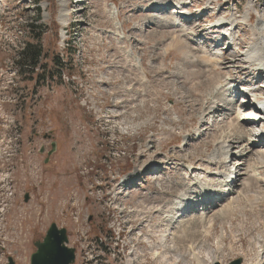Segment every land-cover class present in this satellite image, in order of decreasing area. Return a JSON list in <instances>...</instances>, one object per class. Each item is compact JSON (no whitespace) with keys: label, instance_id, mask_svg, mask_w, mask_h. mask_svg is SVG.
Instances as JSON below:
<instances>
[{"label":"rangeland","instance_id":"rangeland-1","mask_svg":"<svg viewBox=\"0 0 264 264\" xmlns=\"http://www.w3.org/2000/svg\"><path fill=\"white\" fill-rule=\"evenodd\" d=\"M185 2L189 15L183 22L172 11L173 0L162 8L147 0H41L38 5L0 0V264L9 256L15 264H29L33 243L51 223L66 229L73 264H209L213 259L227 264L236 258L262 264L264 158L255 155L264 145L255 142L242 159L226 161L236 176L228 184L233 194L223 192L207 162L214 140L232 135L239 118L245 132L254 128L250 107L237 109V88L264 90V78L253 71L235 75L236 89L226 93L212 81L236 74L231 65L239 62L233 60L254 42L252 28L264 25V0ZM219 18L227 19L225 26L232 21L226 39L222 32L199 30ZM175 19L196 26L197 46L184 49L187 36L168 27ZM228 41L237 49H227ZM197 47L208 56L220 54L214 76L195 62ZM23 48H36L39 64L20 75L15 63ZM212 91L222 93L213 101L220 106L233 99L238 117L228 115L232 110L225 106L200 118L208 113ZM258 99L264 100V93ZM243 140L241 146L248 135ZM187 163L201 168L194 170L196 176L204 170L211 174L213 195L221 197L213 207L204 209L190 192L184 194L195 204L182 203L180 213L174 199L168 201L165 179L175 194L177 183L193 177ZM143 168L135 186L122 183ZM156 206L165 213L171 209V225L148 211ZM220 211L222 219L212 217ZM113 231L120 237L112 238Z\"/></svg>","mask_w":264,"mask_h":264},{"label":"bare ground","instance_id":"bare-ground-1","mask_svg":"<svg viewBox=\"0 0 264 264\" xmlns=\"http://www.w3.org/2000/svg\"><path fill=\"white\" fill-rule=\"evenodd\" d=\"M147 1L149 3V6L150 7L152 6V7H157V8L165 7L166 4L170 3V0H147ZM185 5H186L185 0H173V3H171L173 13H175L176 15H179L180 17H182L183 15H187L188 16V12L185 10ZM249 8L251 10L252 9V6H249ZM253 9H254V7H253ZM217 14H218V12H216L215 16ZM64 16H66V13H65L64 9H62L61 12H60V17H64ZM230 18H233V17H229V19ZM225 20H227V19H225ZM225 20L223 18H221V19L220 18L219 19H215V22L213 24H211L209 27L207 26L208 28L207 27L206 28H201L199 25H197V26L200 27L199 30H211V31H215V32H217V31L222 32L221 33L222 34V37L224 39H226L227 37L230 36V33H228V30H229L228 26L232 23V21L230 22V24L228 26H225L226 25ZM245 21H247V20H245ZM235 22H236V20L234 19V24H235ZM234 24H233V26H234ZM233 26H232V28H233ZM168 27H170L177 34L179 33L182 36H187V41L185 40L186 42L183 43L184 49H185V47L187 49L190 46L191 43L193 45H195V46L198 45V44H194V42H192V38L196 37V35H195V33L197 32L196 30H198V29H195L196 26L195 27H189L188 28V27L185 26V24L182 25L180 22H178L176 20V21H173L172 24L170 26H168ZM222 27H225L226 30L221 31L220 29ZM161 28H163V27H161ZM255 30L257 31L255 33L256 39H255V36H254V42H252L250 44L251 46L248 45V47L250 46L249 49L247 48V50L244 51V53H242L239 56L240 59L235 60L236 59L235 58L233 60L234 63H235V61L236 62H239V65H231L232 66V69L236 71L235 72L236 74H231L230 72H228L224 76V79L223 80H219L218 79V76H217L212 81V87H214L216 85L215 88H216L217 91H220V90L222 91L223 90L224 93H226L225 91H229V90L231 91L232 89H236V87L235 88H232V83L233 84L236 83V81H235L236 79H234V76L235 75L237 77L239 75L242 76V75H245V74H247V75L250 76V75H253L255 73L257 75V79L264 78V25L259 24L258 27L257 26L253 27L252 28L253 35H254V31ZM114 35L116 36L115 33H113V36ZM182 36H180L181 37L180 39H183ZM223 38H221L219 40V42H221ZM120 41H121V38H118V42L119 43H120ZM231 43H232L231 41H228L227 42V44H228L227 45L228 46L227 49L228 48L237 49L236 46L232 45ZM197 50H198L197 52L200 53V56L195 57L196 58L195 59V62L201 64L202 66H205L208 69L207 71L210 72L211 76H214L215 74H213V72L217 71L218 70V67H219V60H220L219 59L220 58L219 55L220 54H218L217 52H215L213 54H209V56H208L207 55L208 53L205 52L204 49L197 47ZM186 52H184V53L187 55ZM227 64H228V62H227ZM223 65L225 66V63ZM251 71H253L254 73L252 74ZM229 79H230V82L228 83L227 80H229ZM239 83H241V82H238V84ZM212 93H213L212 96H214V98L212 97L213 100H211V97H209L207 95V103H208L207 105H209V109L208 108H206V109H208V113L205 114V115H201L200 118L204 119V118H207L209 115H215L216 112H218L220 108L222 109L225 106L226 107L228 106L227 108L228 109L230 108V110H232L231 113H229L228 115L231 114V115H235L236 117H238L239 111H236V110L231 109V105H233V101H234L233 99L223 100L222 101V104L220 106V105L214 103L213 101H215L216 99L220 100L219 98H220V95L222 93L221 94L215 93V95H214V92L213 91H212ZM229 93L230 92H228L227 94H229ZM237 93L241 95V99H242L243 102L250 103V110H253V112L251 114H249L251 116L250 120L252 121L251 122L252 124L249 125V126H254L255 125L256 126V130H253L252 131V129H253L252 128L251 130L249 129V130H247L245 132V130L242 129V127H244V125L243 124L242 125L239 124V123H241L243 121L240 118L238 119V122H237L238 123V125H237L238 128L236 130H233V127H232L234 123H232V122L230 123L229 122V126H228V124H227V126L230 127L231 130H233L232 131L233 132L232 135L231 134H228L226 137H223V139H221V140H217V139L214 140V142H215V148H214V150H213V152L211 154L212 157H209L210 158V162H207L208 165H212L216 169V171L214 170L215 173H213L212 176L215 177V178H217L216 179L217 180L216 181L217 184L221 187V189H223V192H225V190H226V191H228V193L230 192L231 194H233L232 193V188H228V184L229 183H232V184L235 183L236 182V176L234 177V181L231 182L230 179L233 178L234 172H232V169H230V167H228L225 164L226 161L228 159H230L229 162L230 161L232 162V160H238L239 158L242 159L247 153H250L251 152V148L252 147L257 146V145L264 144V140H261L262 138H264V126L259 127V123H264V121H262V120H264V100H260V102H258V104H255L256 103V100L255 99L256 98L258 99V96L260 94H263L264 93V90H260V89H246L244 87H241V88H237ZM229 95H228V97H229ZM225 96H222V97H225ZM248 100H250L251 102L248 101ZM114 118H115V116H114ZM226 118H227V116H226ZM199 121H201V120H199ZM225 121H227V120H225ZM225 121H223L224 124L226 123ZM260 121H262V122H260ZM246 127H248V126H246ZM260 130H263V132L261 131L262 132V136H257V135H259L261 133L260 132L259 134H257V132H259ZM245 135L246 136L248 135L249 140H248V142H247L246 145H242L241 146V144L244 143L243 138H244ZM249 136H253V137H249ZM255 138H257V139H255ZM259 138H261V139L259 140ZM255 142H256L257 145L254 144ZM217 155L220 156V159L219 160L215 159V157ZM219 156H217V157H219ZM255 156H256V159L258 161L262 160L264 158V150L263 149H259V151L257 152V154ZM184 160L185 159H177L176 162L182 164L183 162H186ZM219 161L221 163V166H220L221 167V172H218V169H217V166L219 164L218 163ZM193 164L194 163H187V165H186V167L188 169H191V172H192L191 174H193L192 175L193 177L191 179L192 182L191 181H186V182L181 181V182L177 183V186H178L179 190H177L175 192V194L172 193V188L173 187L171 185V182L168 179H165L166 180L165 181V184H163L165 186L164 187L165 194L169 197L168 201L174 199V201L172 202V206L173 207L176 206L175 208H177V212H179V213L182 212V203H187L188 202V204H191V205L195 204V203L191 202V200H190L191 198L190 199H187V197L184 194L186 192L187 193L190 192V193H193V194L196 193V196H199L200 197V201H198V202L201 203L200 205H202L204 207V209H208V208H210V206L213 207L214 205H216L217 199H219V197H220V196H214L213 195L214 194V191L212 190V187H210L211 184H210L209 180L207 179L208 176L211 175L210 173L207 174L208 170H204V171L201 172L203 174L202 177L196 176V175H194V172H195L194 170H197V169L200 170L201 168L200 167L198 168L197 166L196 167H192ZM151 165H152V162L149 161L147 163V167H149ZM237 167H239V166H237ZM141 171H144V168L137 170V172H136V174H135L134 177H130L129 179H124L122 181V183L124 185H127L128 184L129 186L130 185L131 186H135L136 185L135 180L138 177L137 175H139L138 173H140ZM225 172L227 173V176L224 174ZM228 172H229V174H228ZM189 182H191V183H189ZM225 193H227V192H225ZM229 194H227V195H229ZM239 195L237 197H239ZM223 196H224V194H223ZM75 198H76V196H75ZM226 198H227V196H226ZM218 201H220V200H218ZM165 203H167V202H165ZM160 204H161V202H160ZM183 206H184V204H183ZM141 207H143V206H141ZM152 208L150 210H148L151 214H153V213L160 214V216L161 217H164V219H166V222L171 225V223L173 222V215H172L171 209L166 208V209H169V211L166 212L168 214V216H165L166 213L163 211L164 208L162 209V207H157V206L154 207L153 209ZM192 209H193V206H192L191 209L189 208V210H192ZM144 211H146V209H143L142 211H140V213H145ZM145 215H144V217H146ZM208 215H210V214H208ZM147 216H150V215H147ZM140 217H143V216H140ZM212 217L213 218H217V219H222L224 217V212L220 211V213H218V212L217 213H214ZM140 219H142V218H140ZM174 220H175V218H174ZM199 220H200V218H199ZM176 221H177V219H176ZM208 221H211L212 222V220H208ZM208 224H209V222H208ZM166 225H168V224H166ZM143 227H145V226H143ZM151 231H149V232H151ZM150 234H152V233H150ZM160 241H161V239H160ZM254 253H255V256L257 258H259L261 256L260 255L261 252L258 251V250L254 251ZM213 261H216V259H213L211 261V263ZM261 262H262V264H264V256L261 257Z\"/></svg>","mask_w":264,"mask_h":264},{"label":"water","instance_id":"water-1","mask_svg":"<svg viewBox=\"0 0 264 264\" xmlns=\"http://www.w3.org/2000/svg\"><path fill=\"white\" fill-rule=\"evenodd\" d=\"M29 199L28 194L24 196V201ZM68 242L66 230L59 229L52 223L46 231L42 241L34 243L35 252L30 256V264H73L75 253L73 248L66 246ZM7 264H14L12 258H8ZM213 264H219L215 262ZM228 264H242V259L238 258Z\"/></svg>","mask_w":264,"mask_h":264},{"label":"trees","instance_id":"trees-1","mask_svg":"<svg viewBox=\"0 0 264 264\" xmlns=\"http://www.w3.org/2000/svg\"><path fill=\"white\" fill-rule=\"evenodd\" d=\"M41 0H36L37 3H39ZM38 18L40 17V13L38 12ZM39 52L36 51V48H33L31 50L24 48L21 51L18 52L17 58L18 60L15 63V67L18 70V73L24 74L26 71L25 69L33 70L35 69L39 64Z\"/></svg>","mask_w":264,"mask_h":264},{"label":"flooded vegetation","instance_id":"flooded-vegetation-1","mask_svg":"<svg viewBox=\"0 0 264 264\" xmlns=\"http://www.w3.org/2000/svg\"><path fill=\"white\" fill-rule=\"evenodd\" d=\"M0 205H2V201H0Z\"/></svg>","mask_w":264,"mask_h":264}]
</instances>
